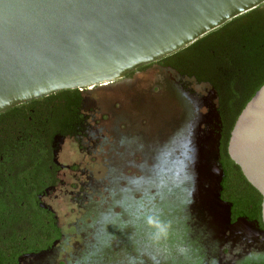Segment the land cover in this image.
<instances>
[{
  "label": "rangeland",
  "instance_id": "374dc122",
  "mask_svg": "<svg viewBox=\"0 0 264 264\" xmlns=\"http://www.w3.org/2000/svg\"><path fill=\"white\" fill-rule=\"evenodd\" d=\"M80 93L84 126L46 199L63 237L41 264H264L261 248L215 253L199 205L219 131L211 86L156 62Z\"/></svg>",
  "mask_w": 264,
  "mask_h": 264
},
{
  "label": "water",
  "instance_id": "95a60500",
  "mask_svg": "<svg viewBox=\"0 0 264 264\" xmlns=\"http://www.w3.org/2000/svg\"><path fill=\"white\" fill-rule=\"evenodd\" d=\"M262 5L264 0H0V115L58 92L122 81ZM219 146L218 140L211 158L210 209L224 228L231 224L232 204L221 199ZM228 154L261 194L264 224V85L239 115ZM258 226L246 218L232 225L256 237Z\"/></svg>",
  "mask_w": 264,
  "mask_h": 264
},
{
  "label": "trees",
  "instance_id": "16d2710c",
  "mask_svg": "<svg viewBox=\"0 0 264 264\" xmlns=\"http://www.w3.org/2000/svg\"><path fill=\"white\" fill-rule=\"evenodd\" d=\"M158 63L169 66L181 76L195 79L200 84L212 87L218 99V113L223 126L220 142V163L224 171L222 186L235 191L230 197L234 217L258 220L262 226L261 194L249 184L241 169L231 160L228 145L234 125L246 105L264 85V5L242 15L221 28L199 39L187 48L168 56ZM144 67L142 69H145ZM41 101L62 123L68 124L82 107L79 90L58 92ZM38 101L30 102L0 115V156L20 154L7 151L13 146L31 145L30 160H41L37 146L41 135L25 134L23 125L15 124L12 115L40 112ZM5 159H8L5 157ZM247 186L248 189L242 188ZM250 191V192H249ZM54 222L52 220L53 226ZM55 227V226H54ZM208 227V226H207ZM58 238L62 237L59 230ZM211 240H215L211 237ZM217 242L216 251L222 254ZM225 255V254H224ZM7 258L6 253L0 254ZM3 257V258H2Z\"/></svg>",
  "mask_w": 264,
  "mask_h": 264
},
{
  "label": "flooded vegetation",
  "instance_id": "af4514ba",
  "mask_svg": "<svg viewBox=\"0 0 264 264\" xmlns=\"http://www.w3.org/2000/svg\"><path fill=\"white\" fill-rule=\"evenodd\" d=\"M164 67L172 69L169 66ZM145 69L141 68L129 74L124 80ZM42 99L35 100L40 102V112L27 113L26 111L11 117L15 124L29 127V129L25 128V134L35 132L41 135V143L37 146L41 160H30L32 153L30 149L33 148L31 145L9 147L7 151L14 152L17 150V153L20 154H12L11 156V153L9 155L6 153L0 156V254L6 253L8 255L4 260H0V264H41L42 260L55 249L63 237L57 213L46 202V199L49 196H57L54 193L60 184H64L61 175L69 167L60 162L59 155L66 139L80 136V129L84 126V116L80 109L77 115L75 114L74 118L68 121V124L62 123L49 111L52 107L46 110V106H43L46 102L43 103ZM218 123L219 131L214 137L217 138V141L219 140L220 144L223 128L221 119ZM210 160V168L207 170L209 175L211 174L210 171L213 170V159ZM211 182L212 177L210 176L203 182L206 185L203 186L198 201L204 215L207 211L212 218L209 224L214 227L212 232H215L213 235L215 240L216 238L221 240V243L218 242L220 247L229 242L232 248L240 245L241 251L250 248L264 249V224L262 226L258 220H249L246 217L235 218L233 203L229 197L235 191L225 190L223 186L221 199L232 204L231 224L223 228L216 223L210 209ZM242 189L245 190L248 187L244 186ZM239 218H246L251 222L257 221L261 235L256 237L255 232L247 234V231L245 233L244 230L238 232L232 225ZM52 220L55 221V227ZM57 230L61 232V238H58Z\"/></svg>",
  "mask_w": 264,
  "mask_h": 264
}]
</instances>
